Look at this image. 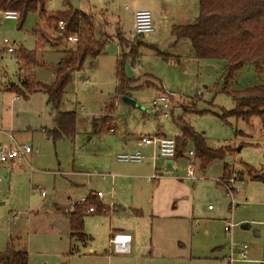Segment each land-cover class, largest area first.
Returning a JSON list of instances; mask_svg holds the SVG:
<instances>
[{
  "label": "rangeland",
  "instance_id": "obj_1",
  "mask_svg": "<svg viewBox=\"0 0 264 264\" xmlns=\"http://www.w3.org/2000/svg\"><path fill=\"white\" fill-rule=\"evenodd\" d=\"M67 1L92 17L95 39L106 43L95 60L73 73L65 90L60 110L77 114L73 137L54 141L48 135L55 111L45 92L26 87L52 84L63 51L76 43L48 27L39 10L24 22L0 20V42L9 38L16 50L0 51V146L7 150L18 145L16 139L33 149L24 159L0 162V255L12 239L16 250L28 252V264H264V181L254 179L264 176V131L256 117L249 123L222 117L235 107L224 89L264 83V65L245 63L227 78L225 60L195 56L191 41L178 38L174 28L197 22L200 0ZM66 8L65 0H45L47 13ZM145 9L152 13L154 31L133 38L134 13ZM21 48L36 51L46 66L23 71ZM118 70L131 79L129 101L118 94ZM17 89L28 96L16 98ZM163 93L172 97L171 108L152 110ZM180 118L208 146L228 151L225 157L203 168L195 153L194 178L188 172L192 140L180 139L171 169L162 157L152 158V164L147 152L141 163L117 160L124 136L138 140L161 131L182 137ZM112 124L114 133L108 130ZM103 173L114 180L99 177ZM92 190L104 193L97 200L110 211L85 218L93 238L85 245L70 237L64 209ZM227 222L235 224L232 236L224 229ZM111 225L136 229L133 245L141 248L131 255L111 254ZM243 244L248 260L230 263L232 245L238 252Z\"/></svg>",
  "mask_w": 264,
  "mask_h": 264
},
{
  "label": "trees",
  "instance_id": "obj_2",
  "mask_svg": "<svg viewBox=\"0 0 264 264\" xmlns=\"http://www.w3.org/2000/svg\"><path fill=\"white\" fill-rule=\"evenodd\" d=\"M66 9L47 13L45 0H0V10H15L19 19L24 22L31 12L39 10L41 16L47 19V26L58 28L61 38L75 35L78 41L75 46L66 49L56 66V78L52 84L33 83L30 93L43 91L47 94L48 102L52 105L55 127L47 131L54 141L64 137H73L76 133L77 114L75 111L63 112L60 107L67 86L72 80L75 71L81 70L88 59L95 60L106 46L95 39L92 17L86 13L73 9L65 0ZM66 24L65 30L58 27L60 22ZM36 32H40L36 30ZM40 40L45 36L40 32ZM174 33L178 38H188L191 41L195 56L198 59H222L227 62L225 71L227 78L239 70L245 63L253 62L257 66L264 65V0H200V13L197 22L190 25L177 26ZM125 47L124 39L119 41ZM21 62V69L26 66H46L38 60L36 51L21 48L17 52ZM121 61V60H120ZM118 94L130 97L127 94V85L131 79L118 70ZM32 85V84H31ZM234 101L235 107L224 114L223 119L233 115L252 122L256 117L260 119L264 131V83L239 90L224 89ZM17 96H28L25 90H15ZM182 137H176L177 155L179 154L180 139L183 143L192 140L195 143L194 152L202 160L206 168L216 159H222L228 151L208 146L205 137L198 133L190 124L179 119ZM238 134V131H236ZM227 165L224 172L227 171ZM254 179L264 181V176L254 175ZM90 203L97 206V213H102L104 205L95 197L89 195ZM88 216L85 208L78 206L67 215L71 236L85 242L88 235L84 232L85 218ZM27 251L16 250L14 245L8 244L5 252L0 255L1 264H28ZM65 264V263H62Z\"/></svg>",
  "mask_w": 264,
  "mask_h": 264
},
{
  "label": "built area",
  "instance_id": "obj_3",
  "mask_svg": "<svg viewBox=\"0 0 264 264\" xmlns=\"http://www.w3.org/2000/svg\"><path fill=\"white\" fill-rule=\"evenodd\" d=\"M19 13L15 10H0V20H18L19 19ZM134 26H135V34L132 36L135 38L136 36H142L146 33H150L154 31V25H153V16L150 10H139L134 13ZM1 27V22H0ZM66 27V24L64 22L59 23L60 30L64 31ZM67 41L70 42H77L78 37L75 35H68L66 37ZM0 51H4L7 53H14L16 50L13 47L12 41L5 37L0 42ZM172 97L166 93H163L161 96H159L156 100L152 102V110L158 111V110H164L171 108L172 103ZM169 112H165V115H168ZM108 130L110 132L116 131V124H112ZM139 143L142 145L151 146L153 148V159L155 160L158 156H162L168 160H173L177 157V142L176 138L169 137L166 135H145L141 136L139 139ZM33 149L28 145H16L15 147H9L7 150H3L0 146V162L5 164H10L12 162H15L16 160L24 159L27 157L28 154L32 153ZM189 154L192 156L188 172L189 176L191 178L195 177V159L196 155L194 150H191ZM117 160L121 162H134V163H141L143 162L147 157L145 154H143L141 151H135V152H128L123 151L121 153H118L116 156ZM157 174L154 175L156 177ZM99 177L102 179H108L111 178L114 180V175L110 173H103L99 174ZM221 183H224L223 178L220 179ZM227 186V185H226ZM227 188L230 190V192H234V189L231 187ZM42 195L45 196V192H42ZM89 195L95 197L98 200H103L104 193L102 191H92L88 195L82 197L78 202H75L71 204L69 207L64 209V212L68 215L76 210L78 206H82L85 208L86 213L92 214L97 212V206L93 203H90L89 201ZM103 203V202H102ZM104 204V203H103ZM105 205V204H104ZM111 207V206H109ZM114 207V205L112 206ZM110 210L106 209L104 206V209L102 212H109ZM235 224L232 222H227L225 224V231L227 235L232 236L233 235V228ZM131 240L132 237L130 234L125 233H115L111 237V244H112V253H129L131 250ZM248 253H249V247L246 244L241 245L239 251H235L234 247L232 245L231 252L229 256V262L232 263L236 260H248Z\"/></svg>",
  "mask_w": 264,
  "mask_h": 264
},
{
  "label": "crops",
  "instance_id": "obj_4",
  "mask_svg": "<svg viewBox=\"0 0 264 264\" xmlns=\"http://www.w3.org/2000/svg\"><path fill=\"white\" fill-rule=\"evenodd\" d=\"M19 96H17L16 98H18ZM55 124V123H54ZM54 127H55V125H54ZM53 127V128H54ZM52 128V129H53ZM157 134H160V135H166L165 133H163V132H159L158 131V133ZM148 135H150V134H148ZM125 137V140H124V142H123V145H122V147H123V151H128V152H135V151H141L143 154H145L146 155V157H148L149 156V158H150V161H151V163L153 164V148L151 147V146H147V145H142V144H140L139 143V139L138 140H134L133 138H131V137H128L127 139H126V136H124ZM13 142H15V145L16 144H18V145H20L19 143H17L16 142V139H14L13 140ZM10 147H15V146H13V145H10ZM122 151V152H123ZM191 151V150H190ZM146 152L147 153H149V155L147 156V154H146ZM178 156H180V154H178L177 155V157ZM159 157H162V156H158L156 159H158ZM176 157V158H177ZM162 158H164V157H162ZM176 158L175 159H173V160H168V159H166V158H164V159H166V163H167V166H168V168L169 169H171V168H173V166H175V164H176ZM148 158H146L145 160H147ZM144 160V161H145ZM157 168H155V170H156ZM111 174V173H110ZM224 175H225V173H224ZM224 175H223V177H224ZM222 177V178H223ZM93 191V190H92ZM92 191H90V192H92ZM211 207V206H210ZM118 208V209H117ZM117 208H116V204H115V206H114V209L115 210H119V209H121V206H118L117 205ZM68 222H69V220H68ZM69 226H70V224H69ZM111 229V237H112V235L113 234H115V233H125V234H130L131 235V237H132V240H131V250H130V252L129 253H116V254H123V255H131V254H133L134 252H137V250L139 249V248H141L140 246H134L133 244H134V239H135V234H136V232H137V230L136 229H133L132 227H113L112 225H111V227H110ZM225 228V227H224ZM84 232L88 235V239L85 241V242H83V241H81V240H79L78 238H76V237H73V236H71V229H70V237H72V238H76L77 240H79L80 242H82L83 244H87L89 241H91L93 238H92V236L91 235H89L87 232H86V230H85V222H84ZM11 241V243L13 244V242H12V239L10 240ZM10 241H9V243H10ZM8 243V244H9ZM150 252L151 251H149V250H147V249H145V251H144V256H148L149 254H150ZM111 254H113V253H111ZM175 264H185L183 261H181V262H177V263H175Z\"/></svg>",
  "mask_w": 264,
  "mask_h": 264
},
{
  "label": "water",
  "instance_id": "obj_5",
  "mask_svg": "<svg viewBox=\"0 0 264 264\" xmlns=\"http://www.w3.org/2000/svg\"><path fill=\"white\" fill-rule=\"evenodd\" d=\"M125 100L129 101V98L128 97H123ZM243 227L247 228L249 227V225H243Z\"/></svg>",
  "mask_w": 264,
  "mask_h": 264
}]
</instances>
